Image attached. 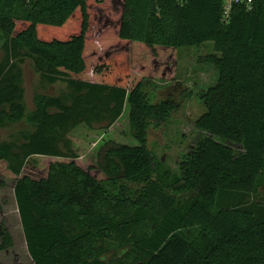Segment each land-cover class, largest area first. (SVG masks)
I'll return each instance as SVG.
<instances>
[{
	"label": "trees",
	"instance_id": "1",
	"mask_svg": "<svg viewBox=\"0 0 264 264\" xmlns=\"http://www.w3.org/2000/svg\"><path fill=\"white\" fill-rule=\"evenodd\" d=\"M225 2L0 0V131L31 126L0 142V164L15 177L35 264H264V0L252 9L233 3L229 13ZM103 11L119 46L149 51L153 61L159 51L171 62L181 47L214 42L207 62L218 81L195 122L209 135L178 170L148 147L151 125L167 123L176 105L150 102L155 74L132 77V52L107 58L103 34L91 35ZM26 60L68 91L38 94L28 111ZM126 108L138 144L104 141L97 162L85 165L74 131L108 129ZM40 160L44 176L26 173ZM0 238V251L13 246L3 223Z\"/></svg>",
	"mask_w": 264,
	"mask_h": 264
},
{
	"label": "rangeland",
	"instance_id": "2",
	"mask_svg": "<svg viewBox=\"0 0 264 264\" xmlns=\"http://www.w3.org/2000/svg\"><path fill=\"white\" fill-rule=\"evenodd\" d=\"M116 7L117 5L114 3L113 9ZM110 10L111 8L108 9V11ZM107 13L109 12L103 11L101 14H95L91 35H94L96 30L100 32V36L103 34L102 48L109 51L107 58L113 60L116 54L126 49L121 48L114 38L116 25L110 24L109 21H106V25L103 24ZM51 32L57 33L58 31ZM126 51H130L133 56H136L133 59L134 75L132 74V77L143 76L142 71H146L147 74H155L146 86L150 102L172 100L176 105V110L167 123L159 126L151 125L148 147L178 170L179 161L185 152L194 148L204 136L209 135L208 132L199 129L195 122L206 111L205 93L218 81V71L207 62L208 55L214 52V42L209 41L198 47H181L171 62L168 59L170 53L168 50L159 51L158 61H153L154 56L149 51L137 54L134 52V48H128ZM173 63L175 65L171 67ZM21 66L28 111L35 110V98L38 94L59 95L68 91L66 82L48 83L35 70L30 60H26ZM126 109L120 121L108 129L103 126H96V128L83 126L74 131L73 135L77 140L75 146L82 151L85 165L97 162V151L104 141L112 139L131 145L138 144L129 135V108ZM27 129L30 130L31 126L26 120L9 124L0 131V142ZM225 143L236 151L242 150L238 144L229 141H225ZM46 172L47 163L42 160L39 161L37 168L28 166L26 169V173L34 177H42ZM2 182L5 184L3 185ZM0 183L2 184L0 186V223L9 229L14 241L12 247L0 251V264H35L28 251L15 196V177L7 172L5 164H0Z\"/></svg>",
	"mask_w": 264,
	"mask_h": 264
},
{
	"label": "built area",
	"instance_id": "3",
	"mask_svg": "<svg viewBox=\"0 0 264 264\" xmlns=\"http://www.w3.org/2000/svg\"><path fill=\"white\" fill-rule=\"evenodd\" d=\"M254 1L255 0H226L225 2L226 12L229 13L233 3H245L248 9H252Z\"/></svg>",
	"mask_w": 264,
	"mask_h": 264
}]
</instances>
